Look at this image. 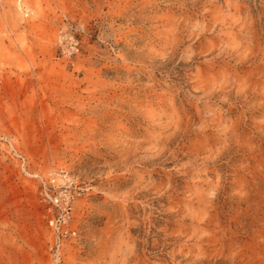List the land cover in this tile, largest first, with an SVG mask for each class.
<instances>
[{"label":"rangeland","instance_id":"obj_1","mask_svg":"<svg viewBox=\"0 0 264 264\" xmlns=\"http://www.w3.org/2000/svg\"><path fill=\"white\" fill-rule=\"evenodd\" d=\"M0 264H264V0H0Z\"/></svg>","mask_w":264,"mask_h":264},{"label":"built area","instance_id":"obj_2","mask_svg":"<svg viewBox=\"0 0 264 264\" xmlns=\"http://www.w3.org/2000/svg\"><path fill=\"white\" fill-rule=\"evenodd\" d=\"M72 51L75 53L79 51L76 43L72 46ZM38 181L40 200L48 207L47 221L55 236V247L59 251L64 239L76 235L72 223L75 205L83 193V189L75 177L65 169L55 170L46 176H40Z\"/></svg>","mask_w":264,"mask_h":264},{"label":"bare ground","instance_id":"obj_3","mask_svg":"<svg viewBox=\"0 0 264 264\" xmlns=\"http://www.w3.org/2000/svg\"><path fill=\"white\" fill-rule=\"evenodd\" d=\"M229 80V79H228ZM175 122V121H174ZM40 176L37 175V178H39Z\"/></svg>","mask_w":264,"mask_h":264}]
</instances>
